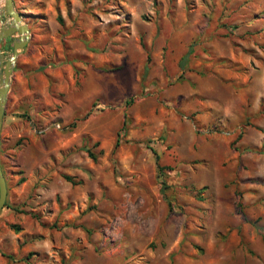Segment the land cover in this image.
Wrapping results in <instances>:
<instances>
[{
	"label": "rangeland",
	"instance_id": "rangeland-1",
	"mask_svg": "<svg viewBox=\"0 0 264 264\" xmlns=\"http://www.w3.org/2000/svg\"><path fill=\"white\" fill-rule=\"evenodd\" d=\"M14 3L0 264H264V0Z\"/></svg>",
	"mask_w": 264,
	"mask_h": 264
},
{
	"label": "water",
	"instance_id": "water-1",
	"mask_svg": "<svg viewBox=\"0 0 264 264\" xmlns=\"http://www.w3.org/2000/svg\"><path fill=\"white\" fill-rule=\"evenodd\" d=\"M1 1V0H0ZM0 45L4 40L13 39V52L7 56L0 52V134L6 116V104L11 88L12 75L19 56L30 42L31 31L24 23L23 16L15 8L14 0H4L0 6ZM15 38V39H14ZM1 143V142H0ZM1 148V144H0ZM8 185L5 174L0 166V212L6 206Z\"/></svg>",
	"mask_w": 264,
	"mask_h": 264
},
{
	"label": "crops",
	"instance_id": "crops-1",
	"mask_svg": "<svg viewBox=\"0 0 264 264\" xmlns=\"http://www.w3.org/2000/svg\"><path fill=\"white\" fill-rule=\"evenodd\" d=\"M1 27H2V23L0 22V29H1ZM0 52H2L5 55H8L10 52L12 53L13 52V39H11V42L10 41H4L3 43H1Z\"/></svg>",
	"mask_w": 264,
	"mask_h": 264
},
{
	"label": "trees",
	"instance_id": "trees-1",
	"mask_svg": "<svg viewBox=\"0 0 264 264\" xmlns=\"http://www.w3.org/2000/svg\"><path fill=\"white\" fill-rule=\"evenodd\" d=\"M88 153L90 154V157H91V158L95 159V155H94L93 153H91L90 151H88ZM160 169H161V168H160ZM66 179H67L68 181L71 180L70 177H66ZM162 183H163V184H162V187H163V189H165V188H166V183H165V182H162Z\"/></svg>",
	"mask_w": 264,
	"mask_h": 264
},
{
	"label": "built area",
	"instance_id": "built-area-1",
	"mask_svg": "<svg viewBox=\"0 0 264 264\" xmlns=\"http://www.w3.org/2000/svg\"><path fill=\"white\" fill-rule=\"evenodd\" d=\"M55 127H56V129H58V130H61V129H62V128H61V125H59V124H56Z\"/></svg>",
	"mask_w": 264,
	"mask_h": 264
},
{
	"label": "bare ground",
	"instance_id": "bare-ground-1",
	"mask_svg": "<svg viewBox=\"0 0 264 264\" xmlns=\"http://www.w3.org/2000/svg\"><path fill=\"white\" fill-rule=\"evenodd\" d=\"M3 4H4V0H1V1H0V6L2 7Z\"/></svg>",
	"mask_w": 264,
	"mask_h": 264
},
{
	"label": "flooded vegetation",
	"instance_id": "flooded-vegetation-1",
	"mask_svg": "<svg viewBox=\"0 0 264 264\" xmlns=\"http://www.w3.org/2000/svg\"><path fill=\"white\" fill-rule=\"evenodd\" d=\"M4 41H10V42H11V39H8V40H4ZM4 41H3V42H4ZM3 42H2V43H3ZM3 172H4V171H3Z\"/></svg>",
	"mask_w": 264,
	"mask_h": 264
}]
</instances>
